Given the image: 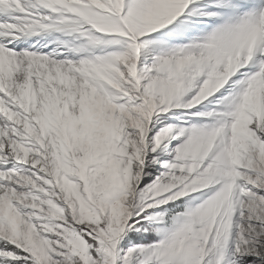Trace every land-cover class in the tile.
<instances>
[{
  "label": "snow or ice",
  "instance_id": "obj_1",
  "mask_svg": "<svg viewBox=\"0 0 264 264\" xmlns=\"http://www.w3.org/2000/svg\"><path fill=\"white\" fill-rule=\"evenodd\" d=\"M0 264H264V0H0Z\"/></svg>",
  "mask_w": 264,
  "mask_h": 264
}]
</instances>
